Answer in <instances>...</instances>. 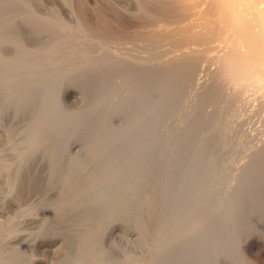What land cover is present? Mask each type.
Returning a JSON list of instances; mask_svg holds the SVG:
<instances>
[{
	"label": "rangeland",
	"instance_id": "rangeland-1",
	"mask_svg": "<svg viewBox=\"0 0 264 264\" xmlns=\"http://www.w3.org/2000/svg\"><path fill=\"white\" fill-rule=\"evenodd\" d=\"M175 7L0 0V264H264V105L144 36Z\"/></svg>",
	"mask_w": 264,
	"mask_h": 264
},
{
	"label": "bare ground",
	"instance_id": "bare-ground-1",
	"mask_svg": "<svg viewBox=\"0 0 264 264\" xmlns=\"http://www.w3.org/2000/svg\"><path fill=\"white\" fill-rule=\"evenodd\" d=\"M176 2L177 7L174 8L176 10L173 9L174 13L168 17L169 20L167 19L164 25L154 24L153 21L147 29L142 27L145 31L144 36L151 41L159 39L164 46L169 44L168 46H171L169 49L179 54V58H183L182 61L193 59L202 62L206 60L204 56L211 57V60L207 59L212 61L210 65L217 69L215 76L223 86L231 87L233 94L239 95L243 101H246L252 95L248 97L247 94L253 91L259 95L257 99L262 101L261 105H264V0H176ZM135 33L139 35L138 32ZM81 108V106L73 108L75 116L81 113L79 112Z\"/></svg>",
	"mask_w": 264,
	"mask_h": 264
}]
</instances>
